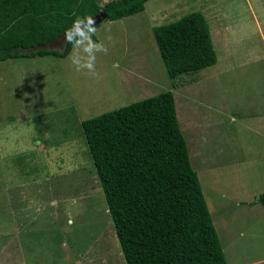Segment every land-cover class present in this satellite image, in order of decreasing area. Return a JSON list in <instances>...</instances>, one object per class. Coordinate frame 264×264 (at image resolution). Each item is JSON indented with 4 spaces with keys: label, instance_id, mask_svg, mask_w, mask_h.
Returning a JSON list of instances; mask_svg holds the SVG:
<instances>
[{
    "label": "rangeland",
    "instance_id": "1",
    "mask_svg": "<svg viewBox=\"0 0 264 264\" xmlns=\"http://www.w3.org/2000/svg\"><path fill=\"white\" fill-rule=\"evenodd\" d=\"M216 7L218 15L242 25L227 31L235 38L234 54L227 60L216 45L217 76L174 88L153 27ZM254 11L264 26V0H148L139 13L103 19L94 40H103L109 51L97 54L99 79L76 70L68 59L72 48L65 57L0 61V245L31 241L40 264H64L56 253L74 259V250L76 264H124L81 122L171 90L228 264L264 258V212L258 204L249 207L264 193V43ZM183 76L192 79L197 72ZM43 226H55L51 236L61 248L39 239ZM232 226H244V235L235 236ZM17 259L7 263L25 264Z\"/></svg>",
    "mask_w": 264,
    "mask_h": 264
},
{
    "label": "trees",
    "instance_id": "2",
    "mask_svg": "<svg viewBox=\"0 0 264 264\" xmlns=\"http://www.w3.org/2000/svg\"><path fill=\"white\" fill-rule=\"evenodd\" d=\"M147 1L0 0V61L65 57L71 44L61 49L50 44L63 38L77 16L104 12L106 20H117L143 11ZM153 35L174 88L192 81L183 74L217 61L199 11L153 27ZM81 127L124 264H227L173 91L84 119ZM256 201L264 210V193Z\"/></svg>",
    "mask_w": 264,
    "mask_h": 264
},
{
    "label": "crops",
    "instance_id": "3",
    "mask_svg": "<svg viewBox=\"0 0 264 264\" xmlns=\"http://www.w3.org/2000/svg\"><path fill=\"white\" fill-rule=\"evenodd\" d=\"M250 5H252V4H250ZM209 10H210L209 13L205 12L204 9H200L198 11L203 13L206 21L208 22L209 29H210V35H211V39H212V43H213V47H214L215 52H217V50L215 49L216 45H217V49L219 50V52L222 55L224 53L225 57L228 60L232 56V54H234V52H235V47L234 46H233L234 48L232 47V45H234L232 42V39H235V38L230 37L228 34L229 32H227V31L230 30L229 28H233V27H237V29L235 31H238L239 26L241 24L239 23V24L235 25L236 23H238V20L229 21V20H227V18L222 13L220 15H218V8L217 7L212 8V10L211 9H209ZM253 10H254V7H253ZM254 12H255V15L252 12V15L254 18V25L257 27L258 32L260 33V36L263 39V43H264V33H263L264 32V26L260 23V22H262L261 21L262 19L258 18L256 11H254ZM226 21H229V22L227 23ZM230 22L232 23V26H228V24ZM241 28H242V25L240 27V30H241ZM58 41H61L65 45V40L63 38L59 39ZM55 42H57V41H55ZM51 48H53V47H51ZM262 51H263V55H264V44L262 45ZM216 56H217V53H216ZM227 63L230 64V61H227ZM225 65H226V63H225ZM225 65L223 68H225V67L227 68V66H225ZM203 69H205V70H203ZM203 69L195 71V72H197V76H193L192 82L196 81L197 79L199 81H201L204 76L206 77L205 79L215 78L217 76V74L219 73V70H220L219 65H218V59H217L215 64L207 66ZM207 69H209V70H207ZM195 72H191V73H195ZM192 82L190 83L191 85H192ZM263 119H264V117H263ZM239 201L244 202L243 200H239ZM249 203L254 204V205H250L249 206L250 208L258 204L257 207H261V211L263 210V207L259 202H254L252 200ZM263 212H264V210H263ZM261 215H262V212H261ZM230 217H231V214H229L226 219H230ZM224 223H225V221H224ZM217 227H218V225H217ZM233 228L234 227L232 226V229ZM243 228H245V227L242 226V227L234 228L232 232L235 236L239 235L241 237L242 235H244V232H245V231H243L244 230ZM246 228L251 229L250 227H246ZM54 229H56L55 226H53V227H51V226L38 227V229H37L38 232H40V231H41L40 233H42L43 231L45 232L44 233L45 236L43 234V236H41L39 239L44 238V241L46 243L45 244L46 247H49V246L54 247L57 244V246H59L58 248H61V244H60L59 240L57 238L54 239V237L51 236V234H53L52 230H54ZM29 235H31V234H29ZM30 243H31V241L30 242H23V241L20 242V240H16V242L12 241L10 243H7L6 247H3L0 245V264H5L7 262L9 263L12 260L15 263L18 260L17 258L20 256L23 257V260H25L24 261L25 264L27 262L29 264H31L32 260H30V259L34 258L33 260H35L36 257L39 258V255L35 254L33 251L31 252ZM221 245H222V243H221ZM222 248H223V246H222ZM223 251H224V249H223ZM67 253L70 255L71 250H68ZM224 253H225V251H224ZM56 254H57V258L63 259L64 264H76L74 261L79 260L77 250H74V257H75L74 259L69 258L68 256L65 257V254H60V255L58 253H56ZM16 255H18V257ZM225 257H226V255H225ZM42 259H43V255H42ZM84 259L86 260L85 255L83 256L82 263H84L83 262V261H85ZM87 259H88V257H87ZM32 263L33 264H40V261H38L36 259V262H32ZM234 263L235 264H264V258L257 259V260H248L245 258L243 260L236 259L234 261ZM227 264H228V262H227Z\"/></svg>",
    "mask_w": 264,
    "mask_h": 264
},
{
    "label": "clouds",
    "instance_id": "4",
    "mask_svg": "<svg viewBox=\"0 0 264 264\" xmlns=\"http://www.w3.org/2000/svg\"><path fill=\"white\" fill-rule=\"evenodd\" d=\"M98 29L94 18L88 16H77L71 26L65 31V44L72 45V51L68 59L77 71H85L92 78L99 79L100 73L96 69L97 54L107 55L109 49L103 40H94ZM74 222L71 214L67 223Z\"/></svg>",
    "mask_w": 264,
    "mask_h": 264
},
{
    "label": "water",
    "instance_id": "5",
    "mask_svg": "<svg viewBox=\"0 0 264 264\" xmlns=\"http://www.w3.org/2000/svg\"><path fill=\"white\" fill-rule=\"evenodd\" d=\"M96 24L98 22H100L101 20L105 19L106 18V14L104 12H100L99 14H97L96 16L93 17ZM63 38L65 39V35H63Z\"/></svg>",
    "mask_w": 264,
    "mask_h": 264
}]
</instances>
